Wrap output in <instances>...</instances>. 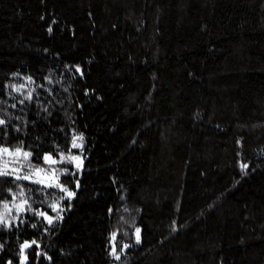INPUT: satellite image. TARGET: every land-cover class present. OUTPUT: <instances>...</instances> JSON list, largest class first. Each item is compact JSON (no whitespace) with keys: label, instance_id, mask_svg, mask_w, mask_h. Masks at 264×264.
<instances>
[{"label":"trees","instance_id":"obj_1","mask_svg":"<svg viewBox=\"0 0 264 264\" xmlns=\"http://www.w3.org/2000/svg\"><path fill=\"white\" fill-rule=\"evenodd\" d=\"M0 119V264H264V0H0Z\"/></svg>","mask_w":264,"mask_h":264},{"label":"rangeland","instance_id":"obj_2","mask_svg":"<svg viewBox=\"0 0 264 264\" xmlns=\"http://www.w3.org/2000/svg\"><path fill=\"white\" fill-rule=\"evenodd\" d=\"M0 148H7L9 149V152L3 153L0 152V170L7 171L11 173L10 175L14 176H29L30 181H43L44 185H57L58 184V175H57V167L61 161L66 160L65 157L63 159H58L55 156H53L51 153H46L44 157L51 156L52 159L56 161L55 164H52L51 162L45 161L43 159V162L39 165H35L31 162L30 157L25 158L23 156V150L20 154H16V149H11L8 147H2ZM77 164V162L75 161ZM81 163V159H80ZM36 169H43L41 172H37ZM8 207L5 208L6 218L10 219L11 215H14L15 213L19 212V203H9L7 204ZM24 206V204H22ZM9 221V220H8Z\"/></svg>","mask_w":264,"mask_h":264},{"label":"snow or ice","instance_id":"obj_3","mask_svg":"<svg viewBox=\"0 0 264 264\" xmlns=\"http://www.w3.org/2000/svg\"><path fill=\"white\" fill-rule=\"evenodd\" d=\"M76 71H77V72H80L81 75L83 74L82 71H81V69H80L79 67L76 68ZM27 79H28L29 81H31V77H29V78H27ZM22 87H23V85H21L20 87H16L15 85L12 86L13 90L16 91V92H19V91H20V88H22ZM31 98H32L31 93H29L28 96L25 97V99H29V100H30ZM21 103H23V101H21ZM13 107H15V105H13ZM3 124H5V120L0 119V125H3ZM77 139H79L80 141H82V140H83V137H82V136H79V137H77V138H74V140H73V147H74V148H76V147H81V146H82L81 144H78V143L76 142ZM15 151H16V154H20V153L22 152V149L17 148ZM0 152L7 153V152H9V149H7V148H0ZM23 156H24L25 158H28V157L31 156V153L23 152ZM44 159H45V161H47V162H51L52 164H55V163H56V161H55L54 159H52L51 156H47V155H46V156L44 157ZM70 159H71L72 161H76V162H77V164H76V167H77V168H79V167L81 166V165H80V157H79V156H72ZM241 167H242V168H247L248 165L243 164V165H241ZM36 171H37V172H41V171H43V169H36ZM10 174H11V173H9V172H7V171L0 170V176H7V175H10ZM21 178L27 180V179H29V176H23V177L17 176V177H16V179H21ZM34 182H35V183H43V181H34ZM77 187H79V183H78V182H77ZM61 190L64 191V192H66L68 198H71V197H73V196L75 195L74 192L69 191V190L66 189V188H63L62 186H61ZM20 195H21V196L24 195L23 190H21ZM23 203H24V204H27V200H24ZM50 206L53 208L54 211L58 208V205H55V204L50 205ZM4 207L7 208L8 205L5 204ZM38 215L44 216L45 219L47 220V222H48L49 224H52V222H53V218L50 217V216H47L46 213L40 212V213H38ZM4 219H5L4 216H3L2 214H0V223H4ZM33 227H35V225H33ZM140 233H141V229H140V228H136V229H135V242H136L137 244H139V243L141 242V235H140ZM115 239H116V234L113 233V235H112V240H115ZM33 244H36V241H32L31 244H29L28 242H25L24 244L21 245V257H22L21 264H23V262L27 260V256L24 255V250L27 249V248H30ZM37 246H38V245H37ZM0 247H2V246H0ZM123 247H124V248H128V247H130V245H124ZM111 254L114 255L116 259H119V255L116 253L115 245H113V249H112V253H111ZM9 264H11V262H9Z\"/></svg>","mask_w":264,"mask_h":264}]
</instances>
